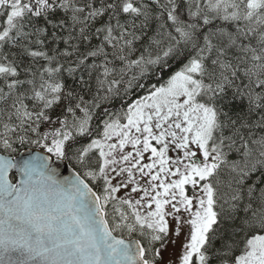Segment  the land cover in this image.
I'll return each instance as SVG.
<instances>
[{"label": "snow or ice", "instance_id": "snow-or-ice-1", "mask_svg": "<svg viewBox=\"0 0 264 264\" xmlns=\"http://www.w3.org/2000/svg\"><path fill=\"white\" fill-rule=\"evenodd\" d=\"M0 264H264V0H0Z\"/></svg>", "mask_w": 264, "mask_h": 264}, {"label": "water", "instance_id": "water-1", "mask_svg": "<svg viewBox=\"0 0 264 264\" xmlns=\"http://www.w3.org/2000/svg\"><path fill=\"white\" fill-rule=\"evenodd\" d=\"M30 149L24 150L23 152H21L20 154L17 155V158L19 159L21 156L25 157L27 156V152ZM61 171V174L64 176H70L71 175V169L70 167L67 166V164L65 162H57Z\"/></svg>", "mask_w": 264, "mask_h": 264}, {"label": "trees", "instance_id": "trees-1", "mask_svg": "<svg viewBox=\"0 0 264 264\" xmlns=\"http://www.w3.org/2000/svg\"><path fill=\"white\" fill-rule=\"evenodd\" d=\"M27 149H29L28 146L20 147L18 149V154H20L21 152H23L24 150H27Z\"/></svg>", "mask_w": 264, "mask_h": 264}]
</instances>
